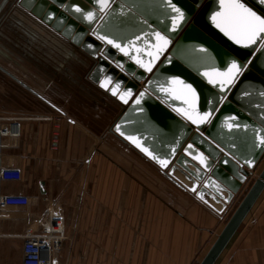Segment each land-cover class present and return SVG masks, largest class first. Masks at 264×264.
<instances>
[{
    "label": "crops",
    "instance_id": "0c3cea01",
    "mask_svg": "<svg viewBox=\"0 0 264 264\" xmlns=\"http://www.w3.org/2000/svg\"><path fill=\"white\" fill-rule=\"evenodd\" d=\"M19 1L0 0V116L21 124L4 153L24 179L3 191L33 201L1 219L0 264L22 260L18 235L49 206L68 221L65 264H199L254 181L223 214L172 182L111 131L124 105L93 60ZM215 264H264V191Z\"/></svg>",
    "mask_w": 264,
    "mask_h": 264
},
{
    "label": "water",
    "instance_id": "95a60500",
    "mask_svg": "<svg viewBox=\"0 0 264 264\" xmlns=\"http://www.w3.org/2000/svg\"><path fill=\"white\" fill-rule=\"evenodd\" d=\"M233 2L19 1L93 60L90 78L124 105L111 131L219 214L264 159V33L252 43L228 25ZM238 2L264 18L262 0ZM263 191L264 168L199 264L216 263Z\"/></svg>",
    "mask_w": 264,
    "mask_h": 264
},
{
    "label": "built area",
    "instance_id": "2783aa9c",
    "mask_svg": "<svg viewBox=\"0 0 264 264\" xmlns=\"http://www.w3.org/2000/svg\"><path fill=\"white\" fill-rule=\"evenodd\" d=\"M0 116V221L6 216L10 207H28L33 199L20 193H4L3 186L8 182H20L24 179V170L20 165L7 162L4 149L9 146L6 137L21 135L20 122H13L9 126H2ZM49 206L41 217L29 222L21 236L23 241V257L18 264H61L60 254L64 241L67 239L65 216L59 210ZM250 221L255 222V218ZM1 235V226H0Z\"/></svg>",
    "mask_w": 264,
    "mask_h": 264
},
{
    "label": "snow or ice",
    "instance_id": "6c2138e0",
    "mask_svg": "<svg viewBox=\"0 0 264 264\" xmlns=\"http://www.w3.org/2000/svg\"><path fill=\"white\" fill-rule=\"evenodd\" d=\"M262 2H264V0H262ZM227 8L230 9V13L225 18V22L230 26H238L242 28L247 39L250 42L255 43L256 38L260 33H264V18L258 16L251 9L246 8L243 4L239 3L238 0H234L233 3L227 5ZM77 11H80V9L77 8ZM174 11L179 12V9L174 8ZM182 16L183 14L181 13V17ZM88 18L92 19L91 16ZM214 19L216 18L214 17ZM217 26L220 27V24H217ZM160 39H162V37ZM109 43H111V41H109ZM237 43H240V41L237 40ZM117 47H119V45H117ZM232 68L239 71V66L236 64H233ZM261 143H264V140H262Z\"/></svg>",
    "mask_w": 264,
    "mask_h": 264
},
{
    "label": "rangeland",
    "instance_id": "374dc122",
    "mask_svg": "<svg viewBox=\"0 0 264 264\" xmlns=\"http://www.w3.org/2000/svg\"><path fill=\"white\" fill-rule=\"evenodd\" d=\"M262 171V170H261ZM260 171V172H261ZM257 172V171H256ZM256 172L254 173V175L252 176V178H251V180H255L258 176H259V174L260 173H258V175H257V177H254L255 176V174H256ZM250 180V181H251ZM54 209H56V210H59L60 212H62L63 213V211L62 210H60V209H58V207H53ZM64 214V213H63ZM64 216H65V225H66V235H67V239H68V237H69V235H68V233H69V225H68V221L66 220L67 218H66V215L64 214ZM247 218V217H246ZM245 221V220H244ZM67 239H65V241L67 240ZM64 241V242H65ZM64 246V245H63ZM63 250V249H62ZM61 254H62V252H61ZM61 254H60V262H61V264H65V262L63 261V259H62V257H61Z\"/></svg>",
    "mask_w": 264,
    "mask_h": 264
}]
</instances>
